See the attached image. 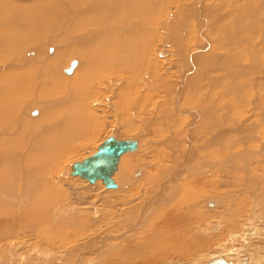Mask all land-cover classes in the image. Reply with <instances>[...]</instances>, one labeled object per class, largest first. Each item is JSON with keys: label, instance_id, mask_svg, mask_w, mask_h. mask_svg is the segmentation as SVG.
<instances>
[{"label": "bare ground", "instance_id": "bare-ground-1", "mask_svg": "<svg viewBox=\"0 0 264 264\" xmlns=\"http://www.w3.org/2000/svg\"><path fill=\"white\" fill-rule=\"evenodd\" d=\"M261 98L264 0H0V264H264Z\"/></svg>", "mask_w": 264, "mask_h": 264}, {"label": "water", "instance_id": "water-1", "mask_svg": "<svg viewBox=\"0 0 264 264\" xmlns=\"http://www.w3.org/2000/svg\"><path fill=\"white\" fill-rule=\"evenodd\" d=\"M73 64L74 62L71 65ZM70 68L71 66L67 71H70ZM135 145V142L130 140L109 137L98 146L93 155L81 162L73 163L70 175L80 176L91 183L99 179L106 188H113L115 185L111 175L117 169L120 156L127 151H133Z\"/></svg>", "mask_w": 264, "mask_h": 264}, {"label": "rangeland", "instance_id": "rangeland-1", "mask_svg": "<svg viewBox=\"0 0 264 264\" xmlns=\"http://www.w3.org/2000/svg\"><path fill=\"white\" fill-rule=\"evenodd\" d=\"M261 96H262V93H261ZM261 102H263V100H262V98H261ZM264 103V102H263ZM263 108H264V106H263ZM118 129H120V127L118 128ZM118 129H116V131H117V134H118V136L120 135H122L123 136V134H124V132L122 131V130H119L118 131ZM123 133V134H122ZM136 132H132V133H130L129 135L128 134H126L125 133V135L123 136V137H132L134 134H135ZM100 136H102V134L100 135ZM99 136V137H100ZM100 139H102V137H100ZM142 140H143V138H142ZM143 145H145V143H146V141H143ZM92 147V146H88L87 148H83L82 149V151H80V155L78 154V155H76V153H75V155H73V154H71V155H68V157H66V159H70V160H65V159H63V161H61V162H59V164L61 165V163H62V165H61V167L62 168H58L59 170H64L67 166H68V164L70 163V161L72 162L73 160H76V159H81L82 157L81 156H83V155H86L87 154V152L89 151V149ZM87 150V151H86ZM85 151V152H84ZM83 153V154H82ZM151 154V152H149L148 153V155H150ZM152 154H153V152H152ZM155 154V153H154ZM148 155H147V159H148ZM72 156V157H71ZM76 156V157H75ZM78 156V157H77ZM139 156H141V155H139ZM136 157H138V155H136ZM142 157V156H141ZM72 158V159H71ZM149 161V160H148ZM65 162V163H64ZM133 162H134V160H133ZM143 162V161H142ZM152 162V161H151ZM149 164H150V161H149ZM60 165L58 166V167H60ZM141 165V164H140ZM137 167H139V165H137ZM141 167V166H140ZM151 167V166H150ZM261 167V166H260ZM260 169V168H259ZM59 172H61V171H59ZM260 173V175H261V171H259L258 172V174ZM61 178V176L59 177V179ZM61 179H63V182L65 181V182H68V181H66L67 179H64V178H61ZM76 184H77V182H76ZM83 185V184H82ZM80 186V185H78V189H79V191H84L85 190V186ZM240 186H242L241 184H239V186H237V187H233V188H223L225 191H223V193L224 192H226V193H228V191H229V193L228 194H238V193H240L239 192V187ZM241 188V187H240ZM223 189H221V190H223ZM233 189V190H232ZM91 191H93V190H91ZM89 192V190L86 192V190L84 191V196H86V197H88L90 200H89V202L90 201H97L98 202V199H99V197H97L96 196V194H95V192L96 193H98L97 191H93V192ZM237 191V192H236ZM90 193V194H89ZM86 194H89V195H86ZM98 194H101V195H103V196H109V195H107V194H109V193H102V192H99ZM110 194H112V193H110ZM98 198V199H97ZM101 199V198H100ZM99 204H100V201L98 202V205L97 206H99ZM96 205V204H95ZM85 207H87V206H85ZM198 207H200V206H198ZM205 211H207L206 209H208V208H203ZM189 211H193V209H189ZM91 214H93L92 212H91ZM213 221H215V220H209V222H207V223H211V222H213ZM196 226L197 225H194V227L196 228ZM204 226V225H203ZM203 226H200V227H203ZM195 228H193V230L195 229ZM191 234L192 235V233L191 232H188V234ZM189 234V235H190ZM201 237V236H200ZM203 238V237H202ZM237 240L239 241V242H241L242 240H241V238L240 237H238L237 238ZM30 243H33L32 241H30ZM216 250V251H215ZM260 251V252H259ZM258 252L260 253L259 255H261V251L262 250H259ZM250 252L252 253V249L250 250ZM215 253H217V249L214 247H209L206 251H204V252H200V251H196V252H193V253H190L188 256H187V261H190V260H192L193 262H194V264H202V261H203V259H205L206 257H208V256H210V255H213V254H215ZM247 253H248V251H247ZM32 256H33V254H32ZM230 257H232V256H230ZM235 258V257H234ZM233 257H232V259H234ZM165 260H167V259H165ZM195 260V261H194ZM68 262H69V260H67ZM163 261V262H162ZM175 261H179V259H176ZM160 262V263H159ZM162 262V263H161ZM20 263L21 264H30L29 262H21L20 261ZM165 263V261L164 260H161L160 259V261H157V263H155V264H164Z\"/></svg>", "mask_w": 264, "mask_h": 264}]
</instances>
